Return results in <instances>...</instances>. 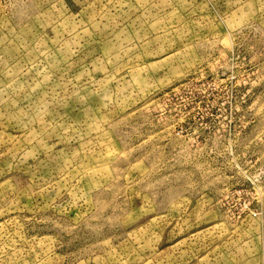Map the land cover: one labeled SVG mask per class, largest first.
<instances>
[{"label":"rangeland","instance_id":"obj_1","mask_svg":"<svg viewBox=\"0 0 264 264\" xmlns=\"http://www.w3.org/2000/svg\"><path fill=\"white\" fill-rule=\"evenodd\" d=\"M0 264H264V0H0Z\"/></svg>","mask_w":264,"mask_h":264}]
</instances>
